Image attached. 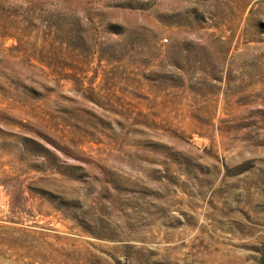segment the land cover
Wrapping results in <instances>:
<instances>
[{"label": "rangeland", "instance_id": "374dc122", "mask_svg": "<svg viewBox=\"0 0 264 264\" xmlns=\"http://www.w3.org/2000/svg\"><path fill=\"white\" fill-rule=\"evenodd\" d=\"M0 264H264V0H0Z\"/></svg>", "mask_w": 264, "mask_h": 264}]
</instances>
